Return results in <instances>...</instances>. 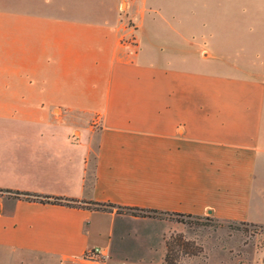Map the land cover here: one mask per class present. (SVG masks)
Returning a JSON list of instances; mask_svg holds the SVG:
<instances>
[{
	"label": "crops",
	"instance_id": "1",
	"mask_svg": "<svg viewBox=\"0 0 264 264\" xmlns=\"http://www.w3.org/2000/svg\"><path fill=\"white\" fill-rule=\"evenodd\" d=\"M117 206L264 224V0H0V264H91Z\"/></svg>",
	"mask_w": 264,
	"mask_h": 264
},
{
	"label": "rangeland",
	"instance_id": "2",
	"mask_svg": "<svg viewBox=\"0 0 264 264\" xmlns=\"http://www.w3.org/2000/svg\"><path fill=\"white\" fill-rule=\"evenodd\" d=\"M117 211L128 216L102 264H167L166 254L175 264H264V224L137 208Z\"/></svg>",
	"mask_w": 264,
	"mask_h": 264
},
{
	"label": "trees",
	"instance_id": "3",
	"mask_svg": "<svg viewBox=\"0 0 264 264\" xmlns=\"http://www.w3.org/2000/svg\"><path fill=\"white\" fill-rule=\"evenodd\" d=\"M24 196H26V198L29 199H39L40 201H47V202H59V203H65L68 205H79V202L76 199H63L61 197H54L52 199H49L46 196H40L38 194H31V193H23ZM92 204H94V208L96 209H106V208H111L114 207L115 205L112 203H102V202H92ZM118 208H120V206H117ZM129 209V208H128ZM152 211H156V210H152ZM179 215H184V214H179ZM165 260L167 264H175L174 259L171 260H167V254L165 256Z\"/></svg>",
	"mask_w": 264,
	"mask_h": 264
},
{
	"label": "built area",
	"instance_id": "4",
	"mask_svg": "<svg viewBox=\"0 0 264 264\" xmlns=\"http://www.w3.org/2000/svg\"><path fill=\"white\" fill-rule=\"evenodd\" d=\"M108 257V251L99 246L87 249L83 256L84 260L91 264H102Z\"/></svg>",
	"mask_w": 264,
	"mask_h": 264
}]
</instances>
